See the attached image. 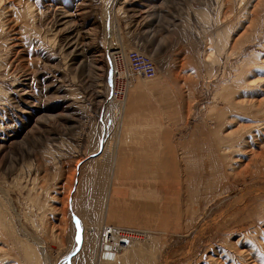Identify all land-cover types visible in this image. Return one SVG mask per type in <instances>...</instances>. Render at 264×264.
Wrapping results in <instances>:
<instances>
[{"label": "rangeland", "instance_id": "obj_1", "mask_svg": "<svg viewBox=\"0 0 264 264\" xmlns=\"http://www.w3.org/2000/svg\"><path fill=\"white\" fill-rule=\"evenodd\" d=\"M108 3L0 2V264H264V0ZM154 48L156 77L127 89L129 51ZM142 83L165 129L124 165L156 171L149 209L111 197Z\"/></svg>", "mask_w": 264, "mask_h": 264}, {"label": "crops", "instance_id": "obj_2", "mask_svg": "<svg viewBox=\"0 0 264 264\" xmlns=\"http://www.w3.org/2000/svg\"><path fill=\"white\" fill-rule=\"evenodd\" d=\"M119 2L120 0H116L114 9H111L109 6V1L108 6H106V10L108 7V10L111 9L112 12H119V9L122 7V3L119 4ZM135 7L136 8L134 9H137L139 11L145 10L144 6ZM124 8L126 9L125 5ZM156 49L157 48H154V50ZM137 88L138 89L129 91L130 93L127 95L124 102L123 112H125L122 124V134L120 132V134L122 135L120 136V141L122 142L118 146V148L116 147L115 150V152H117V156L115 157V171L117 172H114L111 180V197L112 200L117 201L118 197L115 195V193L118 195L123 191H127L129 198L132 197V200H136L137 202L145 201V207L149 209L151 207L150 201L155 199L153 196L155 195L156 191L152 187V183L155 182L152 179L156 177V171L151 167L150 164L148 166L144 165L142 166V168H137V166L132 165H124V160L131 161L141 159L142 162L150 160L151 154H153V151L155 150H152V146L155 145V139L158 140L160 138V135H158L156 132H158V130L163 131L165 127L163 124L158 123L156 119L157 116H155L156 109L160 108V106L155 102V104L149 105V100L146 99L147 96V98H149L152 95L145 94V90H143L144 83L137 85ZM156 96L160 95L158 94ZM157 101L160 103V101L162 100L158 99ZM152 139L154 140V142L152 141ZM133 147L136 149L134 150ZM135 151L140 152L141 158L136 157L139 154H137L138 152ZM129 155H132V157H130ZM154 157L155 156H153V159ZM120 164H123L124 169H128L122 170ZM136 170H140V172H136L138 174H131ZM119 173H122V178L120 177L122 175H118ZM133 175L138 176L136 180H134V178H131V176ZM118 176L120 177V179H117ZM136 185H140L142 187L139 188ZM124 187H128L127 190ZM131 187L134 188L131 189Z\"/></svg>", "mask_w": 264, "mask_h": 264}, {"label": "built area", "instance_id": "obj_3", "mask_svg": "<svg viewBox=\"0 0 264 264\" xmlns=\"http://www.w3.org/2000/svg\"><path fill=\"white\" fill-rule=\"evenodd\" d=\"M127 55V54H126ZM126 62H127V66H124V80L126 81V88L128 89V86L131 84V80L134 79L137 76H144L146 78L152 79L155 78L157 75V68L156 65L154 63V61L151 59V57H149L148 55L141 53L139 51H134L131 50L129 51L128 55L126 56ZM115 77L112 79L111 81V86L112 89L115 93V90L117 92V82L118 79L121 75V71H120V67L118 66V64L116 65V67L114 68V74ZM114 82L116 84V86H114ZM115 87V89H114ZM122 92H124L122 90ZM109 229V228H108ZM107 229V231H108ZM126 241V240H125ZM107 246H105L106 248ZM102 253L107 252V250H104V252L101 250ZM104 260L110 259L111 257L109 256H104L102 254L101 256ZM114 258V257H112Z\"/></svg>", "mask_w": 264, "mask_h": 264}, {"label": "bare ground", "instance_id": "obj_4", "mask_svg": "<svg viewBox=\"0 0 264 264\" xmlns=\"http://www.w3.org/2000/svg\"><path fill=\"white\" fill-rule=\"evenodd\" d=\"M148 1H151V0H148ZM0 2H1V0H0ZM115 2H116V0H113V3H115ZM164 2H165V0H164ZM81 3H82V2H81ZM144 3H145V2H144ZM159 3H160V2H159ZM74 4H75V3H74ZM115 5H116V4H113V7H114ZM154 6H155V5H154ZM82 7H83V6H82ZM161 7H162V6H161ZM27 8H30V6L27 7ZM156 8H157V7H156ZM76 9H77V7H76ZM76 9H75V10H76ZM146 9H147V8H146ZM77 11H78V10H77ZM139 12H140V11H139ZM73 13H74V12H73ZM105 13H106V12H105ZM73 16H74V15H73ZM109 16H110V15H109ZM152 16H153V15H152ZM111 17H112V16H111ZM77 18H78V16H77ZM112 19H113V18H112ZM73 20H74V19H73ZM107 20H108V19H107ZM156 20H157V19H156ZM106 22H107V21H106ZM154 22H155V21H154ZM105 24H106V23H105ZM107 26H108V25H107ZM115 26H116V25H115ZM109 44H110V43H109ZM112 45H114V44H112ZM112 45H110V46H112ZM120 45H121V44H120ZM108 46H109V45H108ZM130 46H132V45H130ZM114 47H115V46H114ZM117 47H118V46H117ZM124 47H125V44H124ZM134 47H135V46H134ZM109 48H110V47H109ZM115 48H116V47H115ZM128 48H130V47H128ZM132 48H133V46H132ZM118 49H119V48H118ZM121 49H122V48H121ZM125 49H126V47H125ZM115 50H116V49H115ZM132 50H133V49H132ZM144 51H145V50H144ZM115 52H116V51H115ZM149 52H150V53H148V56L150 55L151 59L155 62V60H156V59H155V56H156V50H151V51H149ZM141 53H142V52H141ZM243 61H244V60H243ZM243 61H242V62H243ZM249 61H250V60H249ZM155 63H156V62H155ZM251 63H253V62L251 61ZM243 64H244V63H243ZM118 65H119V64H118ZM240 65H241V64H240ZM244 66H245V64H244ZM123 68H124V67H123ZM240 69H241V68H240ZM240 69L238 68L237 70H239V72H240ZM237 70L235 71V73H237ZM113 74H114V73H113ZM113 74H111V75H112L113 78H114L115 76H114ZM232 74H233V73H232ZM238 74H239V73H238ZM238 74H237V75H238ZM234 75H235V74H234ZM239 75H240V74H239ZM239 75H238V76H239ZM241 75H242V74H241ZM158 76H159V75H158ZM158 76H157V77H158ZM229 77H230V76H229ZM231 77H232V76H231ZM235 77H237V76H235ZM240 77H241V76H240ZM113 78H112V79H113ZM232 78H233V79H236V78H234V76H233ZM241 78H242V77H241ZM233 79H232V80H233ZM242 79H243V78H242ZM238 81H239V79H238ZM241 81H242V80H240V82H241ZM232 82H233V81H232ZM235 82L237 83V81H235ZM241 83H243V81H242ZM232 84H233V83H232ZM244 84H245V83H244ZM229 85H230V82H229ZM241 85H242V84H241ZM114 86H116L115 82H114ZM231 86H232V85H231ZM234 86H235V85H234ZM239 86H240V83H239ZM253 86H254V85H253ZM241 87H243V86H241ZM249 87H250V86H248V88H249ZM227 88H228V87H227ZM227 88H226V89H227ZM245 88H246V87H245ZM251 88H253V87H251ZM231 89H232V88H230V90H231ZM246 89H247V88H246ZM249 89H250V88H249ZM249 89H247V90H249ZM230 90H227V91H230ZM233 90H234V87H233ZM233 90L230 91V92H226L225 94L227 95V93L230 94V93H232V92H233V93L238 92V89H237V91H236V89H235L236 92L233 91ZM241 90H242V89H240L239 91H241ZM244 93H246V92H244ZM244 93H243V96H244ZM225 94H224V96H226ZM246 94H248V93H246ZM230 95H231V94H230ZM230 95H229V96H230ZM232 95H233V94H232ZM238 95H241V92H240V94L238 93ZM229 96H226L227 99H228ZM124 97L126 98V96H124ZM231 97H232V96H231ZM224 98H225V97H224ZM222 100H224V99L222 98ZM229 100H231V99H228V101L225 100L226 103H227V105H228V103H229ZM233 100H234V99H233ZM20 101H21V100H20ZM243 101H244V104H245V100H243ZM122 102H123V103H122L121 110H123L124 102H125V101H122ZM230 102L234 104L235 101H233V102L230 101ZM236 102H237V101H236ZM236 102H235L234 105L237 106L238 103H236ZM18 103H19V102H18ZM224 103H225V102H224ZM240 103H241V102H240ZM240 103H239L238 105H241V104H242V103H241V104H240ZM246 103H247V102H246ZM248 103H250V105H249L248 108H250V106L255 108V106H253V105H254L253 102H252V103H251V102H248ZM187 104H188V103H187ZM251 104H252V105H251ZM20 106H21V105H20ZM229 106L232 107L231 105H229ZM21 107H22V106H21ZM230 107H229V109H230ZM243 107H244V105H243ZM256 107H257V106H256ZM241 108H242V106H241ZM215 109H216V108H215ZM219 109H220V108H219ZM231 109H233V108H231ZM231 109H230V110H231ZM234 109H235V107H234ZM238 109H239V108H238ZM243 109H245V108H243ZM243 109L240 110V111L243 112ZM256 109H257V108H256ZM216 110H218V108H217ZM224 110H225V109H224ZM225 111H226V110H225ZM225 111H224V112H225ZM227 111H228V110H227ZM231 111H232V110H231ZM245 111H246V110H245ZM247 111H249V110H247ZM257 111H259V110L257 109ZM217 112H219V111H217ZM236 112H237V111H236ZM238 112H239V110H238ZM228 113H229V112H228ZM247 113H248V112H247ZM217 114H218V113H217ZM232 114H233V112H232ZM232 114H230V115L232 116ZM219 115H221V114H219ZM223 115H224V114H223ZM226 115H228L227 112H226ZM228 116H229V115H228ZM236 116H237V115H236ZM236 116L234 115V116H232V118H234V117L236 118ZM226 117H227V116H226ZM229 117H230V116H229ZM7 123H8V122H7ZM227 147H229L230 149H234L235 144L231 143V144H229ZM115 150H116V149H115ZM112 153H113V157H114V151H113ZM104 207H105V206H104ZM104 207H103V208H104ZM103 208H102V210L104 211ZM105 208H106V207H105ZM105 211H106V210H105ZM102 213H103V212H102ZM105 214H106V213H105ZM110 230H111V231H116L115 228H111ZM108 237H111V235H109ZM124 247H125V246H124ZM119 248L122 250L123 247H122V246H116L115 244L110 243V245H109L108 248H107V252H105L104 255H105V256H108V257H109V256H110V257H111V256H114V255H116L117 253H119Z\"/></svg>", "mask_w": 264, "mask_h": 264}]
</instances>
